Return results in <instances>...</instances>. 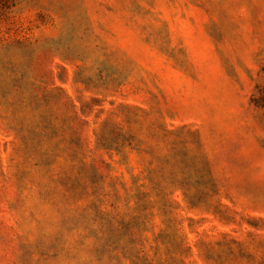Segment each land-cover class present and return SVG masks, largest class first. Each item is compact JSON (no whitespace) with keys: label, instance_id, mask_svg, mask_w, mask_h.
Masks as SVG:
<instances>
[{"label":"rangeland","instance_id":"374dc122","mask_svg":"<svg viewBox=\"0 0 264 264\" xmlns=\"http://www.w3.org/2000/svg\"><path fill=\"white\" fill-rule=\"evenodd\" d=\"M0 264H264V0H0Z\"/></svg>","mask_w":264,"mask_h":264}]
</instances>
